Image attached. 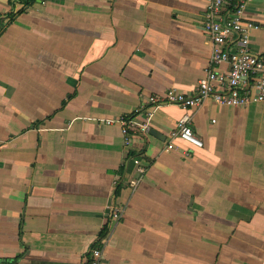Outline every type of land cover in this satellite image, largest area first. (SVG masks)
<instances>
[{"label": "crops", "instance_id": "1", "mask_svg": "<svg viewBox=\"0 0 264 264\" xmlns=\"http://www.w3.org/2000/svg\"><path fill=\"white\" fill-rule=\"evenodd\" d=\"M23 1L0 0V264H84L103 240L102 264H264V100L206 99L203 145L172 150L185 110L145 101L196 93L205 0ZM245 16L262 54L264 0ZM147 109L158 136L105 122Z\"/></svg>", "mask_w": 264, "mask_h": 264}, {"label": "built area", "instance_id": "2", "mask_svg": "<svg viewBox=\"0 0 264 264\" xmlns=\"http://www.w3.org/2000/svg\"><path fill=\"white\" fill-rule=\"evenodd\" d=\"M250 1L205 0L202 28L211 53L204 74L197 81L196 93L186 95L175 88H169L163 95H150L145 100L154 109L162 104H173L185 110L167 135L166 150L174 148L175 139L195 147L203 145L191 129L188 110L201 105L206 99H212L219 105L240 109L264 100V53L251 50L250 31L255 25L245 16V9ZM221 65H226V69L220 70ZM154 109L144 111V121L141 123L133 117H119L105 122L118 123L123 142L129 145L133 134H149ZM137 172L141 175L144 168L138 166ZM120 210L115 208L110 214L112 221L120 219ZM103 244L104 240L100 245H92L88 249L83 257L84 264H102Z\"/></svg>", "mask_w": 264, "mask_h": 264}, {"label": "trees", "instance_id": "3", "mask_svg": "<svg viewBox=\"0 0 264 264\" xmlns=\"http://www.w3.org/2000/svg\"><path fill=\"white\" fill-rule=\"evenodd\" d=\"M25 6L28 7V6H31L34 4V2H36V0H24L23 1ZM15 261L13 259H9L7 261H4L3 264H14Z\"/></svg>", "mask_w": 264, "mask_h": 264}, {"label": "water", "instance_id": "4", "mask_svg": "<svg viewBox=\"0 0 264 264\" xmlns=\"http://www.w3.org/2000/svg\"><path fill=\"white\" fill-rule=\"evenodd\" d=\"M149 133L154 136H158V133L154 129H150Z\"/></svg>", "mask_w": 264, "mask_h": 264}]
</instances>
